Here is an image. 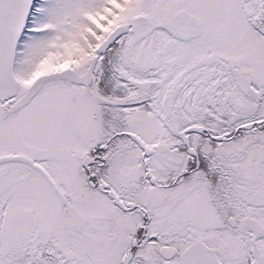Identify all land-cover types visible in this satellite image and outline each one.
Masks as SVG:
<instances>
[{"label": "snow or ice", "instance_id": "obj_1", "mask_svg": "<svg viewBox=\"0 0 264 264\" xmlns=\"http://www.w3.org/2000/svg\"><path fill=\"white\" fill-rule=\"evenodd\" d=\"M0 264H264V0H0Z\"/></svg>", "mask_w": 264, "mask_h": 264}]
</instances>
